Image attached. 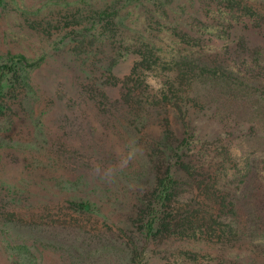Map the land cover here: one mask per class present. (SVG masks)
<instances>
[{"label":"trees","instance_id":"1","mask_svg":"<svg viewBox=\"0 0 264 264\" xmlns=\"http://www.w3.org/2000/svg\"><path fill=\"white\" fill-rule=\"evenodd\" d=\"M0 21V154L27 155L0 176L10 264H38L37 246L61 264H264V0H0ZM28 36L72 73L69 98L33 82ZM55 101L83 142L51 131ZM226 101L245 116L202 137Z\"/></svg>","mask_w":264,"mask_h":264},{"label":"rangeland","instance_id":"2","mask_svg":"<svg viewBox=\"0 0 264 264\" xmlns=\"http://www.w3.org/2000/svg\"><path fill=\"white\" fill-rule=\"evenodd\" d=\"M4 28H6V25H4L2 21H0V29L2 30ZM4 47H7L10 50H16V48H14L15 45L12 42H7ZM17 47L20 51L23 52L24 55L35 59L38 62L37 67L32 73L33 82L36 83L47 96L56 95L57 92H64V98L66 99L74 94L75 88L79 85L73 78L72 73L69 70L62 68L56 57H54L53 54L50 53V51L48 50L47 42L45 40H38V38L34 36H28V38L21 41V44L17 45ZM133 61L134 57H129L125 61L118 62L112 70L113 74L116 77L121 78L128 73ZM115 90L116 88L112 87L108 90V92L114 93ZM225 103L227 106L220 105L217 110H211L210 108L204 109L203 112L210 114V117H208L207 119L201 118L199 122V131L202 137L213 138L214 136L228 130V127L225 126L228 124L227 121L224 120L225 125L222 124L221 117L222 119H224V117L227 116L232 123L241 122V115L245 116V106H242L240 104L236 105L235 102L226 101ZM55 104L57 106L53 105L52 109L45 117V120L52 125L51 131H55L56 127L57 129H59L60 136L62 133H64V131H71V134L73 135L61 136V140H64L65 144L70 142L72 143L71 145H73L76 141L83 142L82 140H84L85 133L83 130H79L76 125V120L80 122V117L83 116L78 117L76 120L74 116V114L79 115L80 111L77 110L74 113V111H70V109L63 110L61 101H59L58 103H56L55 101ZM63 113L67 114L63 116ZM87 115V119L92 122V127L94 128L96 125V123L93 121L94 115L91 116L92 114L90 113ZM70 119L72 124H69ZM74 131H76L78 139L75 138ZM245 142L248 146L249 144L251 146L253 145L252 141ZM24 153L25 152L23 151H17V156H13L12 154L10 155L6 152H2V154H0V176L2 178H5L10 182H15L19 178L21 174L22 164L27 159V155L24 156ZM7 236L9 237V235ZM5 241L10 243V245L12 243L21 242L13 238L11 239L10 237L8 239L0 237V264H10L6 256L7 253L4 249ZM24 243H26L27 245L31 244L29 240L24 241ZM185 244L188 248L197 250L200 254L209 252L210 250L214 251L209 243L204 241H187ZM37 249H39V251L35 252L34 255L37 259L38 264H61L59 256L56 253L51 252L47 249H42L39 246H37Z\"/></svg>","mask_w":264,"mask_h":264}]
</instances>
